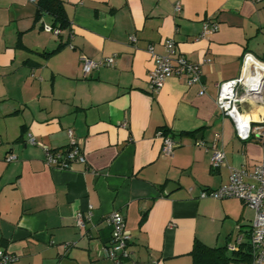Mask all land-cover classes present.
Wrapping results in <instances>:
<instances>
[{
    "label": "crops",
    "instance_id": "crops-1",
    "mask_svg": "<svg viewBox=\"0 0 264 264\" xmlns=\"http://www.w3.org/2000/svg\"><path fill=\"white\" fill-rule=\"evenodd\" d=\"M61 1L71 27L54 36L43 30L49 17L35 20L38 0H0V249L17 256L13 264H114L105 257L113 211L132 237L124 264H193L196 242L249 243L252 209L200 195L226 184L230 167L251 169L264 155V139H238L215 102L245 53L264 62V0ZM206 21L219 29L201 37ZM167 39L202 63L204 95L175 76L150 91L148 46L164 54ZM81 55L115 65L85 76ZM246 109L264 133V106ZM161 129L177 144L171 156L162 154ZM68 130L86 163L47 166L41 145L67 147ZM217 134L227 165L213 171L197 142ZM90 207L80 230L75 216Z\"/></svg>",
    "mask_w": 264,
    "mask_h": 264
},
{
    "label": "built area",
    "instance_id": "built-area-1",
    "mask_svg": "<svg viewBox=\"0 0 264 264\" xmlns=\"http://www.w3.org/2000/svg\"><path fill=\"white\" fill-rule=\"evenodd\" d=\"M176 11L181 7L176 5ZM219 29L216 22H204L201 37L209 36ZM43 30L47 33L59 36L61 30L53 28L51 25H43ZM131 43H136L135 36L130 37ZM164 54L155 52L154 45L148 46L149 54L155 60V67L150 74V91L158 92L165 81L175 76L183 79L188 86H198L199 94L206 93V86L203 82L202 63H193L176 49V44L172 39L163 42ZM82 70L85 76L101 67L115 65L114 57L106 58L100 61H94L86 55H81ZM206 62H210L207 60ZM216 105L220 113L229 118L235 130V134L241 141H249L255 134L264 139L263 127L256 126L254 122L242 120L247 109L252 104L264 106V62L254 57L251 53H245L242 58V69L239 77L224 81L218 87ZM263 123L264 119L259 120ZM158 136L162 139V154L171 156L177 144L171 134L163 135L158 131ZM68 147L65 149H51L42 146L45 153V162L49 167L58 169H68L74 164H85L86 157L74 137L72 130H68ZM219 134L211 143L198 141L197 146L211 154L210 165L213 171H216L227 165L226 155L221 145ZM28 143L33 146L40 145L36 138L28 135ZM17 159L15 155H9L7 162H13ZM201 198H212L216 200L238 199L247 207L254 211L252 230L249 240L250 254L252 264H264V155L262 159L251 169L247 167H230L229 180L226 184L217 189L203 190ZM93 208L90 207L86 214L78 212L75 216V222L78 229L83 230L86 227L87 220L92 216ZM107 223L112 228V236L109 245L105 248V257L114 262V264H124L130 257L129 245L131 243V234L126 229L124 216L118 212H111L107 218ZM242 238L237 237L235 243L228 246L229 251L236 252L240 250ZM17 260L14 254L0 249V264H13Z\"/></svg>",
    "mask_w": 264,
    "mask_h": 264
},
{
    "label": "trees",
    "instance_id": "trees-1",
    "mask_svg": "<svg viewBox=\"0 0 264 264\" xmlns=\"http://www.w3.org/2000/svg\"><path fill=\"white\" fill-rule=\"evenodd\" d=\"M38 9L35 20L40 21L47 16L51 20V26L60 30H70V22L66 13L64 3L61 0H38ZM64 45H60L56 50L49 53H55ZM163 135L170 134L168 130L161 129ZM68 147V146H67ZM65 147V148H67ZM61 148V149H65ZM145 220V213L142 216V222ZM193 264H232L238 262H252L249 244H242L240 250L236 252L229 251L228 247L210 248L200 242H196L191 252Z\"/></svg>",
    "mask_w": 264,
    "mask_h": 264
},
{
    "label": "bare ground",
    "instance_id": "bare-ground-1",
    "mask_svg": "<svg viewBox=\"0 0 264 264\" xmlns=\"http://www.w3.org/2000/svg\"><path fill=\"white\" fill-rule=\"evenodd\" d=\"M257 114L255 112L249 114H245L244 117L242 118V120L244 121H248V122H251V121H257Z\"/></svg>",
    "mask_w": 264,
    "mask_h": 264
}]
</instances>
